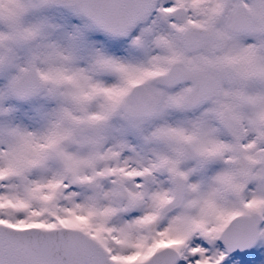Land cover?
I'll list each match as a JSON object with an SVG mask.
<instances>
[{
  "label": "snow or ice",
  "instance_id": "6c2138e0",
  "mask_svg": "<svg viewBox=\"0 0 264 264\" xmlns=\"http://www.w3.org/2000/svg\"><path fill=\"white\" fill-rule=\"evenodd\" d=\"M0 264H264V0H0Z\"/></svg>",
  "mask_w": 264,
  "mask_h": 264
}]
</instances>
